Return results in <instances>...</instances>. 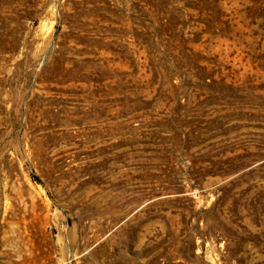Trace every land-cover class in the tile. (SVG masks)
I'll return each instance as SVG.
<instances>
[{
	"label": "rangeland",
	"instance_id": "rangeland-1",
	"mask_svg": "<svg viewBox=\"0 0 264 264\" xmlns=\"http://www.w3.org/2000/svg\"><path fill=\"white\" fill-rule=\"evenodd\" d=\"M0 264H264V0H0Z\"/></svg>",
	"mask_w": 264,
	"mask_h": 264
}]
</instances>
